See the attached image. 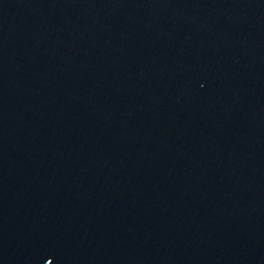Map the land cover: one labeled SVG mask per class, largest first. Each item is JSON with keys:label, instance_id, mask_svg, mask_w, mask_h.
<instances>
[{"label": "water", "instance_id": "obj_1", "mask_svg": "<svg viewBox=\"0 0 264 264\" xmlns=\"http://www.w3.org/2000/svg\"><path fill=\"white\" fill-rule=\"evenodd\" d=\"M0 264H264V0H0Z\"/></svg>", "mask_w": 264, "mask_h": 264}]
</instances>
